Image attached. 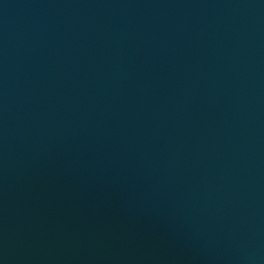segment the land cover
Here are the masks:
<instances>
[{"label":"water","instance_id":"1","mask_svg":"<svg viewBox=\"0 0 264 264\" xmlns=\"http://www.w3.org/2000/svg\"><path fill=\"white\" fill-rule=\"evenodd\" d=\"M0 264H264V0H0Z\"/></svg>","mask_w":264,"mask_h":264}]
</instances>
